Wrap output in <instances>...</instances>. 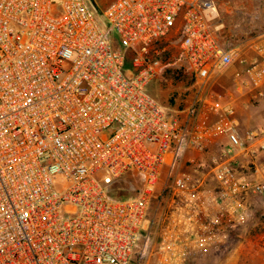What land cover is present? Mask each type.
I'll return each instance as SVG.
<instances>
[{
    "label": "built area",
    "instance_id": "2783aa9c",
    "mask_svg": "<svg viewBox=\"0 0 264 264\" xmlns=\"http://www.w3.org/2000/svg\"><path fill=\"white\" fill-rule=\"evenodd\" d=\"M223 27L217 0H0V264H188L246 220L264 128L235 100L264 95V33L224 46ZM172 32L197 82L232 72L225 100L174 116L147 91ZM124 175L140 188L116 199Z\"/></svg>",
    "mask_w": 264,
    "mask_h": 264
},
{
    "label": "rangeland",
    "instance_id": "374dc122",
    "mask_svg": "<svg viewBox=\"0 0 264 264\" xmlns=\"http://www.w3.org/2000/svg\"><path fill=\"white\" fill-rule=\"evenodd\" d=\"M223 24L232 20L239 25L231 29L235 33L233 43L244 42L255 35L264 33V0H217ZM259 11V18L253 24L248 23L247 16L255 10ZM227 29V27H225ZM229 31H226V33ZM178 34L172 32L157 44L162 52L164 68L160 75L149 84L151 94L165 106L170 115H179L180 111L187 109L200 96L212 93L221 100L226 99V91L233 89L232 72L217 79L213 84L199 83L192 79L190 74L182 78L173 79L165 77L168 68H182L184 63L179 58ZM192 80H194L192 82ZM258 105V100L253 99L249 89L237 93L235 106L247 114L249 109ZM183 114L181 113V116ZM243 129H248L242 126ZM215 152L190 153L182 163L181 171L189 172L197 163H211L217 155ZM167 172L161 178L166 179ZM63 183H59L60 189ZM112 187L126 189L129 195H136L140 188L138 178L124 175L117 179ZM132 264H154V256L135 258ZM188 264H264V195H255L250 198V211L246 220L233 227L224 236L221 244L205 249L192 256Z\"/></svg>",
    "mask_w": 264,
    "mask_h": 264
},
{
    "label": "crops",
    "instance_id": "0c3cea01",
    "mask_svg": "<svg viewBox=\"0 0 264 264\" xmlns=\"http://www.w3.org/2000/svg\"><path fill=\"white\" fill-rule=\"evenodd\" d=\"M258 105L249 109L247 114L242 110H238V117L242 126L248 129L264 128V95L258 98ZM264 144V138L261 141ZM217 144L209 147V153L214 151ZM217 151V150H216ZM241 171L247 174L253 180L264 182V150L259 152L256 159L240 158Z\"/></svg>",
    "mask_w": 264,
    "mask_h": 264
},
{
    "label": "trees",
    "instance_id": "16d2710c",
    "mask_svg": "<svg viewBox=\"0 0 264 264\" xmlns=\"http://www.w3.org/2000/svg\"><path fill=\"white\" fill-rule=\"evenodd\" d=\"M258 18H259V11L256 9L252 14L247 16L246 21L250 24H253L255 22V20H257ZM232 25L234 26V28H236L239 25V23L238 22H232V20L230 19V20H228V22H225L223 29L220 31V34H219L220 40L224 46H230V45L237 44V43H233V42H235L233 39L235 36V33L231 29ZM225 27H227V29ZM226 31H229V33H231V34H228V32L226 33ZM187 72H188V74H190V76H192V79L195 80L194 75L188 70V67L185 64L183 65L182 68L181 67L180 68H174V69L168 68V70H166L165 77L167 79L169 77L170 78L173 77V79H176V78L180 79L182 77H185V75H187ZM194 80H192V82ZM147 91L151 94V92L149 91V86L147 88ZM112 185L110 186V194L114 198L121 199V198L132 196V195L128 194L126 189H121V188L114 189L112 187Z\"/></svg>",
    "mask_w": 264,
    "mask_h": 264
}]
</instances>
